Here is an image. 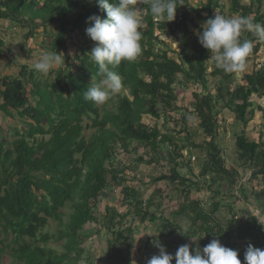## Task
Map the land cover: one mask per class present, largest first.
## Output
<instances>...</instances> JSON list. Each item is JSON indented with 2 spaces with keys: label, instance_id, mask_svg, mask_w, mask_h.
I'll return each mask as SVG.
<instances>
[{
  "label": "trees",
  "instance_id": "16d2710c",
  "mask_svg": "<svg viewBox=\"0 0 264 264\" xmlns=\"http://www.w3.org/2000/svg\"><path fill=\"white\" fill-rule=\"evenodd\" d=\"M229 1L231 13L253 17L264 25V0H250L247 4L241 0ZM179 3L175 19L166 23L150 14L147 3L141 5L145 13L140 42L142 54L135 62H122L112 69L121 76L122 89L127 92L116 95L117 104L101 114L98 104L84 99L92 78L95 82L102 78L90 58L93 40H86L84 46L77 43L81 51L75 53L74 61L68 53V45L76 41L73 34L78 31L86 34V28L92 23L89 17L106 16L96 0H0V22L7 20L22 29L29 28L25 39L33 38L35 31L42 28L51 39L44 49L63 52L66 65L54 70L53 80L44 78V74L27 64L21 65L16 76L1 74L0 111L21 126L13 128L17 138L10 144L5 140L0 142V234L5 237L0 239V264L6 253L18 264H82L83 261L94 264L91 258L84 257L83 246L89 238V234L83 233L85 226L91 223L97 225L96 231L104 228L113 236L107 258L117 264H131L133 226L137 220L145 219L160 223L163 234L167 235L165 249L173 256L180 246L187 244L188 238L199 235L203 237L198 246H190V251L197 247L202 250L211 240L218 239L222 244L226 241L238 247L239 259L244 264L248 244L256 246L258 243V234L253 228L263 225L248 206L252 195L250 190L243 192L247 182L241 183L240 169L249 173L248 183L258 182L259 188H252L258 206L264 201V137L252 140L243 130L235 141L237 165L226 166L217 139L216 104L223 101L244 126L254 119L256 110L264 120V106L255 105L252 100L253 95L264 97V63L256 61L260 66L244 75L245 83L225 90L221 81L218 94L214 96L208 90L207 78L211 53L199 43L198 35L189 30L190 23H194L199 32L202 25L196 24L190 16L188 0H179ZM217 8L221 14L218 0H208L199 8L191 7L203 23L215 15ZM53 26L56 29L52 31ZM164 34H180L181 38L176 39L180 48L177 57L170 50L157 48V45H165L161 39ZM245 39L254 44L249 57L260 52L264 41H259L251 32L242 34L241 40ZM4 46L0 38V56ZM181 75L182 82L178 78ZM212 75H221L223 81L231 76L217 67ZM179 83L201 87L200 92L192 94L193 109L206 136L204 142L197 145L205 150L206 159L200 174L212 178L213 183L205 184L213 198L224 195L228 204L218 201L207 208L202 199L196 198L160 209L164 203L155 202L159 190L155 189L145 198L139 190L144 183L142 179L138 175L129 178L125 167L114 164L120 154L117 144L125 153L149 148L150 160L141 156L137 161L151 162L157 155L160 157L161 145L168 143L172 158L170 174L155 176L151 183L178 180L183 193L188 195L192 189H203L202 182H192L179 173L181 164L176 159L182 158L185 148H180L171 135L163 134L157 125L143 122L144 115L161 118L158 106L164 114L179 109L175 89ZM183 120L187 122L185 116ZM88 128L95 129L90 138L84 133ZM136 142L140 145L132 148ZM112 185L120 186L116 200H120L123 209L107 205L101 212L98 205L106 200L102 194ZM240 203L247 207L240 208ZM154 206L158 207L160 215L152 209ZM236 216L242 219L239 227H235ZM50 219L57 221L55 234L45 231ZM179 219L183 225L187 223L185 227ZM9 235L12 236L10 242L5 240ZM52 241L58 248L50 245ZM171 264H176L175 259Z\"/></svg>",
  "mask_w": 264,
  "mask_h": 264
},
{
  "label": "clouds",
  "instance_id": "9594fccd",
  "mask_svg": "<svg viewBox=\"0 0 264 264\" xmlns=\"http://www.w3.org/2000/svg\"><path fill=\"white\" fill-rule=\"evenodd\" d=\"M96 3L106 12V16L104 18L95 15L89 17L92 23L86 28V34L96 42L89 53L102 78L98 82H95L94 77L92 78L90 86L84 92V99L103 105L111 97L119 94L123 87L121 76L112 69L122 62H135L142 54L140 42L145 13L138 5L147 3L150 14L158 21L166 23L175 19L176 9L181 4L179 0H111V2L96 0ZM244 32H251L259 41H264V25L256 22L253 17L236 14L228 17L218 12L203 23L202 31L197 35L199 43L211 53L210 58L214 60L217 68L225 73H237L246 67V59L254 47L253 42L241 40ZM64 65L63 52L41 51L34 69L47 75L50 71ZM116 147L120 154L114 161L115 166L125 167L128 176L132 173H134L133 176L137 175L129 167L130 162L124 158L127 153L119 144ZM193 157L194 160H192ZM190 160L195 161L196 157L193 155L189 158ZM118 188L120 186L107 187L102 196L105 198L110 192L111 196L117 199L120 195ZM106 205L109 204L106 203L104 206ZM181 232L184 234L183 231ZM201 237L191 236V239L197 241ZM154 245L159 248V254L153 255L147 264H171L173 259L176 264H241L238 250L224 246L218 239L211 240L202 250L197 247L194 251H190V245L184 244L178 248L175 256L168 253L159 241ZM244 264H264V250L249 243L244 253Z\"/></svg>",
  "mask_w": 264,
  "mask_h": 264
},
{
  "label": "rangeland",
  "instance_id": "374dc122",
  "mask_svg": "<svg viewBox=\"0 0 264 264\" xmlns=\"http://www.w3.org/2000/svg\"><path fill=\"white\" fill-rule=\"evenodd\" d=\"M208 0H188V6L187 9L190 13V16L193 18V21L196 22L198 25H203V22L197 17L196 12L191 9L192 8H199L204 3H207ZM242 3H249L250 0H241ZM220 9L219 11L221 14L231 17L234 15L231 13L230 10V1L229 0H218ZM138 7H141V5H138ZM218 12V8H217ZM56 26H53L51 30H55ZM29 28L22 29L19 26H16L13 23H10L7 20H3L0 22V38L4 40L5 46H4V53L0 56V78L1 74H4L5 72L8 75L16 76L18 75L21 65L27 64L30 68L34 69V64L37 61L41 51H46L43 46H46L47 43L50 42L51 39L49 34H47L45 31H43L42 28L35 31V36L30 39H25L24 36L28 32ZM189 30L192 31L193 35H197L199 32L198 28L194 25V23L189 24ZM158 30H156V34H158ZM79 34V35H78ZM73 35H75L74 38H76L75 44H69V56L71 57V61H74L72 58H74V55L76 52L80 53L81 49L79 48V45L77 43H80L83 46L85 45L84 42L86 40H89L90 37L87 36L82 31L75 32ZM181 38L180 34H175L168 36L167 34H164L161 39L163 40L165 45H157V48H163L165 50H170L171 53H175L173 56L177 57V53L179 52V42L176 39ZM93 47L96 45V42L91 41L90 43ZM89 44V45H90ZM80 45V46H81ZM48 47V46H47ZM46 47V48H47ZM254 59V61H252ZM260 60H264V44L261 47V50L259 53L252 55L251 57H248L246 59V67L243 71L237 72V73H226L231 74L229 77V80H224L221 75L214 76L212 75V72L216 68L214 60L210 59L208 60V68H207V78H208V90L216 96L218 94V88L219 84L222 83V87L226 90L227 87L232 88L237 83H245L244 81V75L247 71H250L252 69V66L256 67V61L260 62ZM262 63V62H260ZM66 67V65H65ZM56 70V69H54ZM54 70L50 71L49 74L43 75L44 78H48L49 80H53L55 78ZM233 76V77H232ZM180 82H182L183 77L182 75L178 77ZM175 89L177 91L178 100L176 102L178 110L170 111L167 113H163L164 110L160 106H158V111L161 113L160 119H155L150 117V115H144L143 116V122L148 124L149 126H155L157 125L161 130H167V134L169 132H176L174 134H171V137L174 139V141L177 143L180 148L182 146L185 148L182 150V158H178V161H176L179 164L186 165L185 158H190L191 155H195L196 159L198 160L195 165L197 167H202L203 162L205 161V158L203 157L205 155V150L202 148L197 147L201 143L204 142L206 136L202 132L201 126H200V120L195 113L193 109V103L194 98L192 96L193 92H200L201 87L197 84H187V86L182 83L176 84ZM125 90H121L119 94H124ZM117 94V95H119ZM252 100L255 102V105L257 103H260L262 106H264V97L259 98L256 95L252 96ZM116 103V95L111 97L109 101H107L103 105H99L101 108V114H104L105 111H108L109 109L112 110ZM216 110H218L219 115L218 118V142L220 144V147L223 149L222 151V157L225 162V165L228 167H231L233 165H237V146H236V138L238 135L241 134L243 130H245V134L249 139H255L259 140V138L263 135H257L256 130H264V120L262 118L261 112L256 110L255 117L252 121L248 123L247 126H244L243 123L238 122L235 119V114L230 111L227 107L224 106L223 101H218L216 104ZM187 111V112H186ZM3 116V119L0 120V142L2 140H5L7 144H10L14 139L17 138L15 136V133H13V128L15 126H21L19 122L16 123L15 120H11L7 116ZM183 116L187 118V122L183 120ZM172 118L174 121H172ZM86 123H89V120L85 121ZM166 122V124L164 123ZM168 122V123H167ZM186 128L187 131L184 130ZM95 129H85L84 133L87 138H90L92 133ZM181 130H184L185 132H179ZM264 137V136H263ZM201 142V143H200ZM192 143H195V146H192ZM138 144L137 146H139ZM166 145V144H164ZM169 145V144H168ZM136 147V146H135ZM133 148V147H132ZM166 148V152L168 154H171V148ZM194 148V149H193ZM133 158H136V162L138 158L141 156L145 157V154L140 152V148L137 150H132L130 152ZM152 156V153H151ZM132 160V159H131ZM177 160V159H176ZM181 167V166H179ZM133 175L129 174V177ZM110 178V176H109ZM145 183H142V186H145ZM256 184V183H255ZM258 184V183H257ZM259 187V185H257ZM145 188V187H144ZM207 189V188H205ZM113 193V192H112ZM114 195V193H113ZM146 195V194H145ZM205 201H203L204 206H207V208H210L212 206L213 202L222 201V205L228 204L227 197L224 195H217L215 198L212 195V193L207 192L204 196ZM120 200H113V203L110 204L117 206L120 208ZM109 203V201H101L98 207L101 211L106 209V206L104 207V204ZM211 204V205H210ZM109 206V205H108ZM257 208L256 205H253ZM240 208H245L247 205L245 203L239 204ZM250 207V206H249ZM121 209V208H120ZM123 209V208H122ZM121 209V210H122ZM154 211H156L157 215H160L158 207L152 208ZM223 208L221 207V211ZM67 212H69L68 209H65ZM261 216L262 210H261ZM264 218V216H263ZM67 218H65L66 221ZM187 219V218H186ZM146 222H149V220H146ZM189 221L188 219L186 220ZM143 222V221H142ZM264 222V220L262 221ZM189 223V222H188ZM187 224V223H186ZM185 224V226H186ZM103 225V224H102ZM93 228H96L95 226ZM58 229L57 221L50 219L49 220V226L45 229V231L50 232L51 234H55ZM99 231H101L99 229ZM103 231V230H102ZM104 235L101 236L102 240H98V234L99 232H96V237L93 236V234L89 235V238L84 243L85 248V258L95 257L93 262L98 261L99 255H95V249L96 244L102 245L103 242L105 245L110 246V241L112 240L113 236L111 233H108L106 230H104ZM5 237L0 234V239H4ZM263 238V235L259 236L257 239L260 241ZM12 239V236L9 235L5 239L6 241L10 242ZM52 247L58 248L57 243L54 241L50 244ZM104 245V246H105ZM94 249V250H93ZM102 250V249H101ZM11 250L8 249V252ZM101 253V251H100ZM103 258V257H102ZM2 264H18L9 254H5L2 260ZM83 264V263H82Z\"/></svg>",
  "mask_w": 264,
  "mask_h": 264
},
{
  "label": "crops",
  "instance_id": "0c3cea01",
  "mask_svg": "<svg viewBox=\"0 0 264 264\" xmlns=\"http://www.w3.org/2000/svg\"><path fill=\"white\" fill-rule=\"evenodd\" d=\"M252 61H254V59H252ZM260 62L264 63V60H260ZM260 62H258V63H260ZM262 63H260V64H262ZM257 66L259 67L260 65H257ZM254 68L255 67L252 66V69L250 71H247L246 74L251 73L254 70ZM4 74H6V72ZM2 115H4V114L0 111V120L3 119ZM256 131H257V133H256L257 135H260V136L263 135L264 136V130H256ZM161 132L163 134H167V130H161ZM174 133L175 132H173V133L169 132L170 135L174 134ZM252 140H255V139H252ZM136 144L137 143H133L132 147ZM165 147L170 148L168 143H166V145H161V147L159 148L160 150H162L161 151L162 153H160V157H158V155H157L156 159L152 160L151 162H146L147 160H150L149 156L151 157V153L149 152V148H143V149L140 148L141 152L145 154V160H146L145 162H143V161H140V162L137 161L136 162V160L134 161V158H133L134 156H132L130 153H127V155L124 157L125 159H127L130 162L129 167H131V169L133 171H135V173L139 176V178L142 179V182H146L145 186H142V184L140 185L139 190L143 191V193L146 194L145 198H147V197L149 198V196L153 193V191L155 189L159 190L160 193L157 194L155 202L164 203L163 206L159 207L160 209L165 208V205L168 206L169 204L170 205L175 204V206L178 204H183L188 199L190 200V199H196V198L198 199L199 198V199H202L203 201H205V199H204L205 194L207 192L211 193L209 189H205V188H207L206 187L207 184H205V183L210 184V182L211 183H213V182H212V178L210 177V175H207L205 178L201 176L200 173L202 171L203 166L197 167L195 165V163L198 161L197 159L195 161H191V160L189 161V158H185L186 160H184V162H186V165L181 164V167H179L178 170H179L180 175L184 176L188 180H190L192 182H197V181H200V183L202 182L203 183V189H200L199 191L198 190L193 191V189H192L188 195V194L183 193V191H182L183 186H181V183L178 180H176L174 182H171L168 180H161V181H158L156 184L151 183V179L154 178L155 176H159L162 174H170V169L172 167V165H171L172 158H171V154H168V152H166ZM177 161H178V159H177ZM204 163L205 162H203L202 164L204 165ZM240 173H241V177L243 178L241 180V183L247 182L244 186L243 192L245 193V191L250 190L251 191L250 195H252V198H251L252 203L249 204L248 206L252 207L253 203H254V205L257 206V204L255 202V196L256 195L253 194L252 188H254V190H257L259 188L257 186L258 182L256 180H254L250 184V183H248V181H246L249 173L247 171H244L243 169H240ZM133 174L134 173H132V175ZM216 184L218 185V183H216ZM119 189L120 188H118V190ZM187 195H188V197H187ZM105 198L107 199V201H109V203H108L109 205L111 203H113V200L116 201V198L112 197L110 192H108V194L105 196ZM168 198L170 200H168ZM257 208H259V209L261 208L260 210H262V215L264 216V201H261V203L257 206ZM263 216H261V218H260L261 221L264 220ZM179 221L182 224V221L180 219H179ZM94 226L96 228H93ZM183 226L185 227V224ZM133 227L135 228V233H134V240H133V249L132 250L130 249L131 264H147V261L153 255L159 254V248L156 247L154 245V243L159 241L161 244L165 245L164 242H166L167 235L163 234V231L161 229V225L159 222H150V221L149 222H146V221L142 222V221L137 220L135 222V226H133ZM96 229H97V225L95 223L87 224L85 226V230L83 233H87L89 235L94 233L93 236L96 237L97 235H95V233L98 232V231H96ZM253 229H254L255 233H257L259 236V231L256 230L255 228H253ZM104 230L105 229L103 228V229H101V231H99V233H97L98 234V240L97 241L102 240L101 236L104 235V233H105ZM150 234H155V235L153 236ZM196 237H201V236L197 235ZM186 242L190 246L196 247V246H198V244L200 242V238L197 241H193L191 238H188ZM223 244H224V246L229 247L231 249H234V250L238 249V247H236L234 244L227 243L226 241ZM104 245H105L104 242L102 245L97 246V244H96L95 255H99V258H98V261L94 262V264H117L115 262H112L109 258H107L108 254L110 253V250H109L108 245H105V246ZM100 251H101V253H100ZM84 257H85V255H84ZM90 258L92 259V261L95 260L94 259L95 257H90ZM82 263L85 264L84 261Z\"/></svg>",
  "mask_w": 264,
  "mask_h": 264
},
{
  "label": "built area",
  "instance_id": "2783aa9c",
  "mask_svg": "<svg viewBox=\"0 0 264 264\" xmlns=\"http://www.w3.org/2000/svg\"><path fill=\"white\" fill-rule=\"evenodd\" d=\"M194 159L195 158L193 157L192 160H194ZM250 208L252 209V211L257 216L256 218H257L258 222L262 223V225H263L262 228L257 227V226L255 227V229L259 231V236L263 235V238L260 241L257 240L258 243H257V245L255 247L264 250V222H262L260 220V218H261V210L259 208L254 207V206H252ZM241 220L242 219L239 216L234 217L235 227H239L240 224H242ZM259 236H258V238H259Z\"/></svg>",
  "mask_w": 264,
  "mask_h": 264
}]
</instances>
